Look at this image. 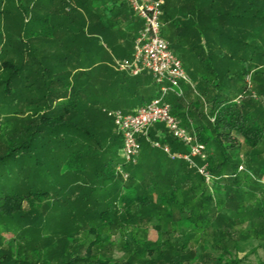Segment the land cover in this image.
Wrapping results in <instances>:
<instances>
[{"label":"trees","instance_id":"obj_1","mask_svg":"<svg viewBox=\"0 0 264 264\" xmlns=\"http://www.w3.org/2000/svg\"><path fill=\"white\" fill-rule=\"evenodd\" d=\"M32 1L24 3L20 0L16 7L7 6L3 9L0 0V17L3 14L22 15L23 29L28 28L22 49L13 48L11 42H4L0 35V165L18 164L27 157L36 163L32 170H36L38 175L37 185L21 181L16 191L0 194V264H80L78 262L82 261L84 264H150L148 255H163L164 242L143 241L138 243L137 252L126 262L100 260L91 254L92 246L100 238L97 235L86 248L85 258H81L78 255L79 248L73 245L74 237L62 238L54 247L55 243L41 240L33 230L24 229L23 226L19 230L18 240L5 241L2 232L6 229L10 231L9 225L26 223L34 212L49 206L62 212L65 209L70 216L78 213L101 215L100 221L104 227L124 222L132 234L137 224L131 222L147 218V223H150L160 215V211L168 214L172 209L191 220L195 227L204 229L215 218L214 215L209 217L208 213H214L217 206L232 201L237 203L235 215L240 220L239 211L245 207L235 202L234 196L227 191L234 190L235 197L238 196L242 186L238 182L237 172L229 178L233 179L235 189L232 186L224 187L222 179H228L224 169L232 164L230 152L240 146L238 136L250 150L258 148L264 140V124L256 108L229 97L221 99L214 95L209 101V116L214 117L210 135L207 126H190L182 109V99L175 97L169 101L172 113L181 119L184 127L193 128L199 141L206 146L208 169L213 180L207 183L197 169L186 161L173 160L163 149L150 145V142H159L169 146L172 154L188 151L167 132L163 124L158 123L149 131V141L139 137L141 149H145L140 155L149 156L153 164L150 169L124 165L128 173L126 180L130 182L127 185L117 170L123 164L120 157L122 138L111 127L102 128L95 119H90L87 115L93 106L90 101L94 100L95 105L97 100L98 104L104 103L113 109L120 105L123 96L127 98L137 92L141 104L146 105L157 97V88L151 79L148 82L139 80L131 83V76L126 73L102 66L99 75L104 80L99 96L95 95L94 90L99 88L97 84L91 83L94 77L99 78L94 75V68L100 65L96 64V60H91L96 57L93 46L89 45L82 51L86 56L81 59L80 54L74 52L69 44L63 53L48 49L47 36L51 35L50 41L56 39V42L59 38L55 37V33L61 34L64 24H67L65 29L71 41H79L81 45L88 38L82 43L78 36L94 34L99 23L92 21L88 24L80 14L81 4L77 1L79 6L70 8L65 12L66 17L59 21L61 23L51 26L52 15L63 11L57 9L56 12H49L51 17L38 18L34 16ZM184 1L186 3L179 12L185 10L191 15L196 13L199 16L197 21L206 25L208 0ZM174 2L169 1L171 4ZM28 14L30 19H24ZM98 19L102 24L99 16ZM102 26L110 29V25ZM42 33L47 38L35 41L38 46L33 47V41ZM80 49L79 53H82ZM199 106H195L197 111ZM111 123L115 127L112 119ZM195 160L197 164H202L200 159ZM144 170L149 171L144 173ZM18 172L23 174L26 170L20 168ZM248 177V174H244V178L252 179ZM251 182L261 187L256 181ZM210 187H215L219 194L225 193L224 199H217ZM222 220L223 216L220 215L216 223L219 225ZM154 227L162 232L159 224ZM261 231L264 232V226ZM6 244L8 247L4 248ZM13 246L16 247L15 252L12 251Z\"/></svg>","mask_w":264,"mask_h":264},{"label":"rangeland","instance_id":"obj_2","mask_svg":"<svg viewBox=\"0 0 264 264\" xmlns=\"http://www.w3.org/2000/svg\"><path fill=\"white\" fill-rule=\"evenodd\" d=\"M26 1L23 0L24 3ZM2 2L1 7L5 9L7 6L16 7L20 0H2ZM117 4L120 6L118 10L122 12L119 13L118 20H123L126 14V20L129 21L130 18L124 8L121 7V3L117 1ZM240 4L232 8L231 12H215L214 18L216 21L207 27L197 21L199 16L196 13L191 15V13L184 10L182 14H186L185 19L187 20L183 17L167 20L161 28L162 36L169 42L172 52L182 61L185 70L192 79L193 87L182 84L185 95V99L182 98L183 112L188 122H190V126H194L193 123L207 126L210 135L214 117L209 116L211 108V102L209 101L213 95H217L221 99L229 97L241 103L251 104L256 108L257 115L261 117L260 121L264 124V2L242 0ZM60 7L65 8L62 5ZM100 7L97 0H94L90 9L97 15L100 13L102 17V15H106L105 10L108 8L101 9ZM251 7L257 10L254 14ZM82 11H85V8ZM123 11L125 12L123 13ZM27 16L24 19L29 20V14ZM63 19L60 15L56 16L55 19L51 20V26L61 23L59 21ZM137 20L138 25L142 23L139 17ZM126 23L121 21L116 26L123 44L110 45L103 38H88L87 42H90V44L87 43V47L92 45L96 53L101 52L104 48L103 43L106 41V45L109 46L115 58L111 62L109 60L111 56L108 53L106 54L108 57L103 55L105 58L98 63L100 67L95 66L94 75L99 76L97 79L94 77L91 83L92 85L97 84L99 88V90H94L95 95L99 96L101 84L104 80L103 76L99 75L102 72V66L110 67L111 65L113 70H117L116 65L118 62L132 56L133 45L130 41L133 37V29L131 27L126 28ZM65 25L67 24H64V30L61 34L54 32L55 37L59 38L56 42H54L56 40L54 38L50 41L51 35L47 36L42 33L33 41L32 46H38L35 41H43L48 37V49L63 53L64 50L66 51L65 46L69 44L71 49L78 52L81 59H83L86 55L82 52L84 50L80 49L78 40L80 39L83 43L85 37L79 35L78 42L71 41L72 38L65 29ZM27 31L28 28L23 29L22 15L3 14L0 17V35L4 42L10 41L13 48H23L24 41L27 39ZM197 33L204 36L201 41H195L192 36ZM74 43H78V45ZM84 45L81 44L80 46L83 48ZM78 48L82 53H79ZM105 51L106 49L103 50V52ZM99 56L102 55H97V57ZM91 60L96 59L92 58ZM222 60L225 65L221 67L218 65V61ZM150 79L147 74H143L136 79L130 78V82L133 83L136 80L148 82ZM201 79H209L216 85L204 86L201 84ZM205 89L208 96L204 95ZM174 98L175 96L170 93L166 99L171 102ZM125 100L126 98L123 96L120 103ZM90 102L93 104L91 110L87 112L90 119H95L96 123L102 125V128L109 126L114 132L118 133L116 127H113L111 123L113 118L109 115V112L117 109L108 108L104 103L100 105L97 100L95 105L94 100ZM196 104L201 105L199 111H197L198 108L195 109ZM134 106H142L139 98L135 100ZM179 120L181 121V119ZM142 138L145 137L142 136ZM147 140H150L149 134ZM237 142L240 146L230 152L232 164L224 169V174L227 175L228 179L223 178L222 184L224 187L232 186L235 189L236 185L232 181L233 179L229 178H231L232 173L237 172L238 182L242 186L241 190L237 189L238 196L235 197L234 190H226L234 196L235 202H240V205L242 204L245 207L239 211L240 220H237L238 218L235 215L237 203L232 201L217 206L215 208L217 211L214 213L209 212V217L214 215L213 218H215H212L213 221L210 222V226L204 229L197 226L196 228L191 220L182 217L177 210L172 209L168 214L160 211V215L154 217L150 223H147V218L131 222V224H137L136 230L132 234L128 226L124 225V222L112 227H104L100 221L101 215L93 213L82 215L78 213L75 216H70L65 209L62 212L57 210L58 208L49 206L47 209L34 212L31 220L26 223L17 222L15 226L9 225L10 231L6 229L2 232V235L6 242L14 238L18 240L19 230L23 226L24 229L30 228L33 230L41 240L46 239L52 241L53 244L55 243L54 247L57 246L60 239L71 236L74 237L73 245L80 250L78 255L81 258H85L89 243L94 241L97 235H100L95 245L92 246L91 254L95 258L108 260L111 263L130 260L137 252L138 243L150 241L165 243L162 251L163 255L159 253H155L153 256L148 255L147 259H150V264H264V232L261 231L264 226V174H262L264 171V140L255 150H250L243 143L240 136H238ZM155 143L157 142H150V145L153 146ZM208 148L212 149V146ZM142 151H145V149L142 148ZM152 164L153 160L149 156L140 155L132 168L150 169ZM33 167H36V163L32 160L29 161L27 157H24L18 164L10 163L4 167L0 165V194L5 195L16 191L20 188L21 181L37 185L38 175L36 170H32ZM20 168L21 170L24 168L26 172L19 174ZM148 171L144 170V173ZM9 173L12 176L9 177ZM244 174H248V178L258 182L261 187H256L251 180L244 178ZM6 176L9 178L5 179ZM125 184L130 185V182L126 180ZM210 191L217 199H224L225 193L219 194L215 187H210ZM220 215L223 216V220L218 225L216 218ZM72 217H75V219L73 220ZM158 224L161 226L162 232L155 229L154 226ZM258 230L259 232H257ZM7 245L4 248H7ZM12 249V251H16V247L13 246ZM78 263L84 264L83 261Z\"/></svg>","mask_w":264,"mask_h":264},{"label":"built area","instance_id":"obj_3","mask_svg":"<svg viewBox=\"0 0 264 264\" xmlns=\"http://www.w3.org/2000/svg\"><path fill=\"white\" fill-rule=\"evenodd\" d=\"M126 3L132 12L143 21V26L134 41V51L130 58L117 63V71L131 77L147 74L158 90V95L151 102L142 105L134 112L125 113L121 110L111 111L114 125L122 138L120 157L123 164L117 167L118 172L126 180L128 173L124 165H134L141 152L139 137L148 139L150 129L156 124H163L167 132L181 142L188 151L172 154L168 146L155 143L156 148L163 149L171 159L186 161L197 169L207 183L213 180L208 169V153L193 128L184 127L172 113L171 103L166 99L171 93L176 98L184 97L182 84H193L187 75L182 61L171 50L169 43L162 37V16L165 0H120ZM264 2V0H255ZM214 120V119H213ZM202 164H197L195 159Z\"/></svg>","mask_w":264,"mask_h":264},{"label":"crops","instance_id":"obj_4","mask_svg":"<svg viewBox=\"0 0 264 264\" xmlns=\"http://www.w3.org/2000/svg\"><path fill=\"white\" fill-rule=\"evenodd\" d=\"M77 1H79L81 4V8H79L80 9L79 11H80V14L83 16V18L86 19V22L88 24H90L93 21V22L99 23V25H100L98 27V29L97 28L95 29L96 32L94 34L86 35L85 40H87V38H89V37H91V38L94 37V39L95 38L106 39V41L108 43H110V45H116V44H120V43L123 44L122 40L120 39L119 33L116 30V26H118V24H120L121 21L122 22L124 21L125 23L128 22L125 24L126 28L131 27L133 29V37H132V40L130 42L133 45V51H134V41H135V38H136L138 32L141 30V28L143 26V21L140 20V21H142V23H140L138 25V20H139V19L137 20L138 17L132 12L130 7L126 3H123L120 0H111V1H109V0H97V3L101 6L100 7L101 9L102 8L103 9L108 8L107 10H105L106 15H104V16L102 15V17H101L100 13H99V15H97V13H95L93 10L90 9L92 7V3L94 2V0H33L31 2V6L34 7V11H36V12H34V16H37L38 18H45V17H49V16L51 17L49 12H54V11L56 12L57 9L59 11H63V12H59L58 15H55V14L52 15L53 16L52 19H55L56 16H59V15L62 16L63 18H65L66 17L65 12L69 11V9H70L69 7H76L78 5ZM117 1L121 3L120 4L121 7H123L124 10L126 11L127 16L130 18L129 21L126 20V17H125L126 14L123 17V20H121V19L118 20L119 19L118 15L121 11L118 10V7L120 8V6L117 4ZM169 1L171 2V0H165V4L163 6V7H165V6L166 7L163 9L162 26H163V24H165V22L167 20H171V19L178 18V17H183L185 19V14H182L184 10L182 12H179V10L182 7V5H184L186 2L184 0H175V2L173 4H171V3H169ZM241 1L240 0H208L209 3L206 6V13H207L206 27L210 24H213V22L216 21V19L214 18L215 12L216 13L217 12H225V11L231 12V9L234 8L235 6L239 5ZM61 5L63 7L65 6V8H63L64 10L60 7ZM57 6H58V8H57ZM84 8H85V11H82V9H84ZM251 9H252L253 14L257 11L253 7H251ZM125 11H123V13ZM98 16L100 17V20L103 22L102 24H105L107 27H108V25H110V29L103 28L102 24H100V21H98L99 20ZM185 20H187V19H185ZM37 30H39V29H37ZM161 33H162V31H161ZM192 36L195 38V41H201L202 38L204 37L201 33H199V35H198V33L193 34ZM223 38H225V37H223ZM106 41H104L105 43H103V47L106 49V51L103 52L104 49H102L100 53L95 52V54H96L95 59L97 61L96 62L97 65L100 61H103V59L105 58V56L103 57V55H106L108 53L111 56V58H109L110 61L115 59L113 57V53H111V51L109 49V46L106 45ZM84 44L85 45L83 47V50H85V48L87 47V41H84ZM132 54H133V52H132ZM97 55H102V56L97 57ZM106 56L108 57V55H106ZM218 65H220L222 67L223 65H225V63L223 62V60L220 62L218 61ZM110 67H111V65H110ZM111 68L113 69V67H111ZM186 73H187V71H186ZM187 75H188V73H187ZM136 78H138V77H131V79H136ZM189 78L192 82V79L190 76H189ZM136 81H139V80H136ZM201 84H203L204 86L216 85L213 81H211L209 79H201ZM140 93L142 94V90H140ZM204 95L208 96V92L206 89L204 90ZM213 96H211V97H213ZM137 98L140 99V97H138V93L136 92L133 96L127 97L123 103H120V105H116V109L122 110L125 113L134 112L137 108H139V107L134 106L135 100ZM183 99H185V95H184ZM182 107H183V103H182ZM193 125H194V127H200L201 126V124H194V123H193Z\"/></svg>","mask_w":264,"mask_h":264}]
</instances>
